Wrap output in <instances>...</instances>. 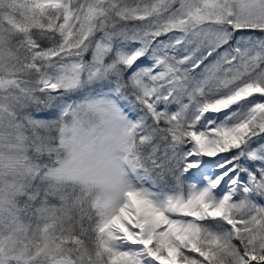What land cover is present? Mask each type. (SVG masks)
Segmentation results:
<instances>
[{
    "label": "snow or ice",
    "instance_id": "snow-or-ice-1",
    "mask_svg": "<svg viewBox=\"0 0 264 264\" xmlns=\"http://www.w3.org/2000/svg\"><path fill=\"white\" fill-rule=\"evenodd\" d=\"M0 264H264V0H0Z\"/></svg>",
    "mask_w": 264,
    "mask_h": 264
}]
</instances>
